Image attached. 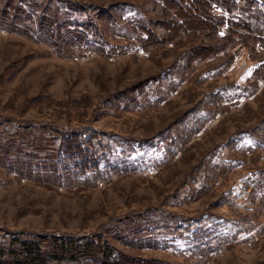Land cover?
<instances>
[{
  "label": "rangeland",
  "instance_id": "374dc122",
  "mask_svg": "<svg viewBox=\"0 0 264 264\" xmlns=\"http://www.w3.org/2000/svg\"><path fill=\"white\" fill-rule=\"evenodd\" d=\"M170 1L0 0V236L114 254L43 264H264V0Z\"/></svg>",
  "mask_w": 264,
  "mask_h": 264
},
{
  "label": "trees",
  "instance_id": "16d2710c",
  "mask_svg": "<svg viewBox=\"0 0 264 264\" xmlns=\"http://www.w3.org/2000/svg\"><path fill=\"white\" fill-rule=\"evenodd\" d=\"M171 1L170 4L172 6L174 0ZM184 1H187L186 6L189 7L188 11H184L182 14L185 17L181 16L178 12H175L172 21L177 20V16H180L183 21H189V17L196 16V18H194L195 24L199 25L200 28L203 25H207L206 22L208 19L204 14L205 9H202L201 3L208 4L209 0H191V3L189 0ZM162 2L165 3V0H162ZM37 7L40 8V5L38 4ZM193 7H195L198 12H190V9ZM206 9H208L207 6ZM218 19L222 20V18L217 17L209 21L214 23L213 31L215 32L214 34H216L215 40L221 42L223 40H228L230 36L233 38L234 33L230 35V32L232 29H235V26H237L234 21L230 22L231 25L228 27L226 34L223 35V37H217L220 25ZM252 37L253 39H256L254 35H247V38ZM24 142L32 143V141ZM33 144H36L37 146L39 143L36 142ZM82 160L90 162V160H93V156H83ZM85 168L86 167L82 169ZM101 244L103 243H98V241L91 240L87 237H73L70 235L63 236L48 233L6 232L0 236V264H43L49 259L62 260L87 255L103 256L108 259L114 256L108 246L102 247L103 245ZM98 250L100 255L96 254V251Z\"/></svg>",
  "mask_w": 264,
  "mask_h": 264
}]
</instances>
